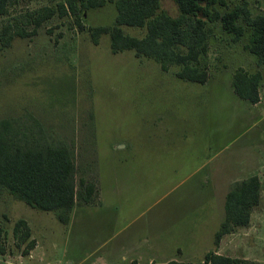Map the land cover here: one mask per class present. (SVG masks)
<instances>
[{"label":"rangeland","instance_id":"rangeland-1","mask_svg":"<svg viewBox=\"0 0 264 264\" xmlns=\"http://www.w3.org/2000/svg\"><path fill=\"white\" fill-rule=\"evenodd\" d=\"M69 1L11 6L0 17V36L6 26H11L8 35L31 33L34 13L57 10ZM224 1L228 9L245 6L252 16L264 15V0ZM160 7L169 17L179 16L171 0H160ZM115 16L114 4L105 0L102 7L81 9L77 15H54L34 35H14L10 46L0 47V121L31 125L33 116L49 139L73 148L76 182L84 179L97 190L94 205L78 201L67 225L0 190V246L5 249L0 264H76L125 236L148 238L152 229L171 244H189L182 261L202 262L215 251L264 264L260 152L261 202L247 227L214 244L225 196L235 179H243L236 177L254 142L260 141L257 149L264 152V116L257 118L232 92L237 70L259 72L264 101V66L245 49L248 33L234 42L219 23L208 24V79L198 85L179 80V67L164 72L133 51L112 54L108 35L94 44L92 30L114 26ZM121 30L135 38L146 34L145 28ZM20 220L34 242L30 251L28 243L19 244L13 236ZM99 255L86 256L82 264Z\"/></svg>","mask_w":264,"mask_h":264},{"label":"trees","instance_id":"trees-1","mask_svg":"<svg viewBox=\"0 0 264 264\" xmlns=\"http://www.w3.org/2000/svg\"><path fill=\"white\" fill-rule=\"evenodd\" d=\"M21 1L33 0H0V17L7 16L9 8ZM109 1L116 11L114 26L93 29L91 38L97 44L101 35H108L112 54L133 51L136 57L158 63L164 72L172 66L179 67L176 77L181 81L205 85L208 74L204 59L211 33L208 24L219 23L234 42L248 33L245 49L256 57L258 66H264V15L252 16L245 6L228 9L224 0H171L179 12L178 17L172 18L161 11L160 0ZM104 4L105 0H71L66 6L59 5L57 10L46 7L33 14L34 30L31 33L21 30L8 35L11 26H6L0 36V47L10 46L14 35H34L42 23L54 15H77L81 9L84 11ZM122 26L145 28L146 34L142 38L130 37L123 33ZM260 81L259 72L249 75L239 69L233 75L232 88L239 99L254 105L259 102ZM30 117L31 125L21 120L0 121V190L8 191L14 199L32 209L53 213L59 223L67 225L78 201L85 205L94 203L96 187L84 179H80L79 184L76 182L73 148L66 142L49 139L41 124ZM260 202L261 182L258 177L233 183L225 196L224 218L214 235L215 246L224 236L247 227ZM13 236L19 244L28 243L29 251L34 248L25 221L16 222ZM28 250L23 254L27 255ZM0 254H5L2 246ZM166 264L258 263L210 251L202 262L170 261Z\"/></svg>","mask_w":264,"mask_h":264},{"label":"crops","instance_id":"crops-1","mask_svg":"<svg viewBox=\"0 0 264 264\" xmlns=\"http://www.w3.org/2000/svg\"><path fill=\"white\" fill-rule=\"evenodd\" d=\"M261 81H263V77ZM260 91L261 90L259 89V102L257 104L252 105L249 102L244 101L248 107V110L257 114V118H262L261 116H264V101H262ZM232 92L234 93L233 88ZM258 142L260 141L257 140V142H254L253 145L251 142L248 143L250 146L252 145L253 150L249 154V157H246V160L242 163V172L239 173L236 177H243V179H235L234 183L237 181L246 180L254 176L259 178V171L263 166V163L261 164V156L259 155L260 153L264 154V152L258 151ZM98 202L99 204H101L99 200H97V203ZM77 209L73 210L69 223H72L74 212ZM161 236L162 235L157 233L154 229H152L148 238H131L125 236L118 242H115L114 246L107 248V246H109L110 244L103 245L100 249H97L95 252L86 254L85 257L88 255L90 257L96 255L97 253L100 254L99 256L93 257L94 260L90 262V264H166L170 261L186 262L179 259V257L186 256L185 251L187 253L189 244H180V246L176 244H171L168 240L163 239ZM84 258L80 261L75 260L77 262L76 264L84 263ZM71 264H74V262H71Z\"/></svg>","mask_w":264,"mask_h":264}]
</instances>
